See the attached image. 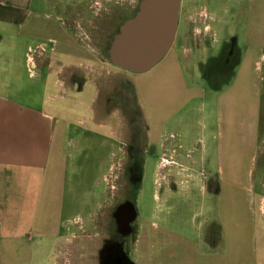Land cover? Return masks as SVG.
Wrapping results in <instances>:
<instances>
[{
  "label": "crops",
  "instance_id": "crops-1",
  "mask_svg": "<svg viewBox=\"0 0 264 264\" xmlns=\"http://www.w3.org/2000/svg\"><path fill=\"white\" fill-rule=\"evenodd\" d=\"M69 1L82 8L86 0ZM194 1L184 0L181 6L173 49L154 68L137 76L140 84L160 80L175 85L190 95L188 102H204L214 94V107L208 116L210 146L206 151L204 141L202 156L204 170L196 169L197 158L190 157L193 150L188 151V163L179 157L176 147L182 146L179 140L184 134L170 132L167 124L171 119L160 111L155 126L162 153L155 165V185L159 188L154 197L161 207L149 214L156 223L131 225L133 234L120 231L119 237L113 211L125 199L124 184L108 194L100 190L104 173L93 176L92 170H86L79 175L75 163L92 146L87 138L82 139L91 128L108 130L109 138L117 135L127 142L122 137L129 127L126 108L110 110L100 98V75L95 72L100 68V54L92 46L98 43L93 30L100 29V13L96 21L88 23L91 28L86 32L85 15L72 23L65 14L57 13L58 5L52 0H0V264H53L58 246H77L82 239L89 242L79 244L73 252L71 260L76 264L125 260V264H264V225H249L243 216L247 202L250 207L256 197L264 212L263 193L255 194V172L264 143V0L237 1L243 11L245 45L237 47L232 76L217 91L203 80V68L198 64L205 54L203 47L192 55L190 40L197 41L203 31L208 34L213 30L211 20L220 18ZM195 10L198 16L204 11L209 29L200 31L201 20H194ZM115 33H103L107 48ZM107 66L101 68L114 69ZM84 70H89L87 77ZM36 80L44 88L41 97L34 89ZM110 84L114 86L113 81ZM89 89V102L80 109V99ZM139 94L145 96L142 91ZM102 146L108 147L109 141L104 138ZM125 154L126 148L118 146V151L109 155L107 170L111 169L114 182L124 183L119 176ZM184 174L193 179L198 176L203 195L207 189L211 193L208 217L199 225L165 221V205L188 183ZM120 194L124 197L118 198ZM245 196L250 199L245 201ZM108 197L110 210L104 225L113 230V238L101 241L100 234H93L98 225L94 217ZM91 200L94 204H89ZM135 216L138 220L136 208ZM130 236L134 237V260L125 248L124 239Z\"/></svg>",
  "mask_w": 264,
  "mask_h": 264
},
{
  "label": "rangeland",
  "instance_id": "rangeland-1",
  "mask_svg": "<svg viewBox=\"0 0 264 264\" xmlns=\"http://www.w3.org/2000/svg\"><path fill=\"white\" fill-rule=\"evenodd\" d=\"M97 1L98 0H86L84 1L83 7H77V9V5L75 3H71L69 0H52L53 3H57L58 5L56 7L57 13L65 14V18H67L72 23H74V20H76L77 18L81 17L82 15H85L84 30L86 32L87 30L89 31V29L91 28V26L89 25H91L92 22L96 21L95 18L100 13L99 19L97 18L100 22V29L94 27L98 30H93L94 39L98 43L93 45L91 44L94 48H96L95 50H97V52L99 51L100 54V63L98 64L100 68L99 70H95V72L100 75V77L98 78V84L101 87L100 98L103 102V105L106 104L107 108H109L110 110H114L115 108H119L120 105L118 103V105H116L115 103L112 107H108V104H110L111 102L113 103L115 100H117L119 97V93L123 94L124 92H126V98L128 99V102L126 104L128 106H121L125 107L126 111L136 117V120L134 122L136 128L142 133L146 134L145 137H147L148 139L147 146L149 149V153L147 154L146 159L150 161L146 164L142 184L138 187V190H136L137 192L135 198V208L137 210L138 220L135 225H150L151 221L155 223L156 221L155 219H149V214L152 213V210L154 208L156 209V207H161V204L156 202L154 197L156 191L159 188L155 185V165L158 156H160V154L162 153L161 146L157 138L160 136V134H157V128L155 126L156 117L159 116L160 111H164L168 118L171 119L167 124L169 131H173L174 133L181 132L184 134V139L179 140L182 146H177L176 151L178 152L179 157H181L183 162L188 163V151L193 150V154H195H192L190 157L197 158V163L199 164L195 167L198 171L203 172L204 166L202 162V156L204 154L205 149L204 141H206L207 151L210 146L209 139L207 136V133L210 129L208 123V116L209 111L214 107V94H209V96H207L206 98V101L204 102L200 99L188 102L190 95L186 94L185 91H183L182 89L176 88L175 85H172L171 83L166 81L162 83V81L160 80H156L153 82L150 81L146 83L143 82L142 84H140L138 78L139 76H137L138 74L123 70L112 64L106 55L107 37L103 33L105 32V30H109L110 34L115 32L117 30L118 25L123 22L124 19L122 18H124L126 14H135L139 6V2L141 0H100L99 2ZM237 1L241 0L194 1V4H196L198 7H209V10L217 12L218 18H220V20H211L210 23L212 26L210 27L213 30H208V34L205 35L203 31V34H198L197 36L198 44L201 41L200 43L203 47L202 50L205 52L203 56L204 58L200 57V60L204 59L203 61H205L210 57L214 59L219 58V60H224L226 56V50L229 47L230 41L232 40L236 41V46L239 49H241L242 46L245 45V40L243 37V35H245V28H243L242 26L243 11L239 8V2ZM96 3L99 4L98 7L96 6ZM203 12V10L199 11L198 16V10H195L196 15L194 16V20H196V22H199V20H201V26H198V28L201 29V32L203 30V27H207V29H209V25L206 24L208 20H205ZM107 17L110 19L109 22L108 20H106L108 19ZM132 17L133 16H131V18ZM84 30L83 32L85 33ZM89 32L86 35L91 36ZM214 32L216 35H214ZM209 35H211L210 38ZM205 36L210 39L206 42L207 46L205 45V42L202 41V38H204ZM36 44H38V42H36ZM187 50H190V48H187ZM38 58L39 57L37 56V59ZM172 59H175V57L171 56V60ZM109 64L110 66L112 65L114 69L108 70L101 68L103 66L108 67L107 65ZM208 64H211L210 66H213L212 60H209ZM219 64L218 66L214 64V66H216V69L221 71L225 70L224 66H222V64L221 66H219ZM205 68L209 69L206 66ZM205 68L203 66V69ZM115 72L122 74L113 75ZM87 74H89V70H84V75H86V77ZM221 74L222 75H220V83H217V87H222L226 80H229V77L227 76L228 74ZM226 76L228 79L226 78ZM111 81L114 82V86L110 84ZM34 89L36 91L37 97H41L44 88L42 85H40L39 80L35 81ZM140 91L145 93L144 97L139 94ZM130 93L132 94L131 96H129ZM91 95L92 89H89V91H86L83 94L82 98L80 99V106L78 105L80 109L84 108L88 104ZM59 98L63 99L64 96H60ZM183 113H186V115H183L182 117ZM145 115H147L148 118H145ZM107 131L108 130H97L95 128H91L89 132L83 131L85 133L82 134V139L87 138L88 142H92V146L88 148L86 152H84L83 156L79 155L77 162L75 163L77 166V170L79 171V175L85 174L86 170H92L93 176H102V174L104 173L102 182L103 184H101L100 190L102 191L103 189H105L108 191L107 193L109 194L110 191H113L112 189L114 187H116L115 189L117 191L121 188V185H123L124 183L118 181V179H116V182H114L113 178L111 177V169L107 170L109 165V155L113 150L118 151V146L122 147V145L116 143L114 140L120 137L116 135L114 139L109 138V136L106 135ZM119 131H121V129H119ZM90 137L91 139H89ZM104 138L109 141V146L105 148L102 146ZM195 139H200V141H197L195 143ZM171 144L175 146V142H172ZM117 166L119 168V165ZM116 172L118 175V171ZM184 176L187 177L188 183L182 186L184 188L179 187V194L174 195V197H172L169 202L165 205V221L172 225H199L203 223L204 220L208 217L207 209L211 193L209 189H207L205 191V195H203V192L200 191L202 182L197 179L198 176H196L195 179H193V177L189 178L187 174H184ZM255 180L257 190L255 194L262 195L263 193L264 200V143L261 147V153L257 163ZM171 189L176 190L177 188L172 187ZM121 197L123 198L124 196L120 194L118 198ZM108 199L109 197L105 198V200L100 203L101 205L99 208H97L94 217V221L96 222V225H98L95 227L93 234H100L99 238H102L100 239L101 241L103 240V238H113V230L106 229L107 226L104 225V221L107 220L108 213L110 210L107 205ZM249 199L250 198L248 196L244 197L245 201ZM79 200L83 201L84 199L82 198ZM82 201L81 205L83 204V206L85 207L87 203L86 201ZM89 204L94 203L91 200ZM248 207L249 205L247 202L244 208L245 210L243 215L246 219V223L249 220V225H264V212L259 209V199L256 197L255 203L251 204L249 208ZM88 209L89 208H85V210ZM248 214L249 217H247ZM132 239H134V237L130 236L125 238L124 240L125 244H127L125 245L126 253L129 254L130 259L134 260L137 255L133 253ZM82 240L84 241H80L81 243L79 244H87L89 242V240L87 239ZM94 241H96V239ZM79 244L77 246H71L67 244H62L58 246L55 252L56 254L53 257V264H76L75 261H72L71 259L74 255L73 252L80 246Z\"/></svg>",
  "mask_w": 264,
  "mask_h": 264
},
{
  "label": "water",
  "instance_id": "water-1",
  "mask_svg": "<svg viewBox=\"0 0 264 264\" xmlns=\"http://www.w3.org/2000/svg\"><path fill=\"white\" fill-rule=\"evenodd\" d=\"M179 8L180 0L140 1L135 16L123 23L110 40L107 55L111 63L135 74H144L154 68L174 43ZM126 208L135 215L133 204L128 203L119 210ZM125 226L124 235H128L132 228Z\"/></svg>",
  "mask_w": 264,
  "mask_h": 264
},
{
  "label": "flooded vegetation",
  "instance_id": "flooded-vegetation-1",
  "mask_svg": "<svg viewBox=\"0 0 264 264\" xmlns=\"http://www.w3.org/2000/svg\"><path fill=\"white\" fill-rule=\"evenodd\" d=\"M142 1V0H141ZM184 0H180V8H179V19H180V14H181V6L183 4ZM138 11V10H137ZM135 12V14L137 13ZM132 14H129L122 18L124 19L123 22L118 25L116 33L119 30V27L125 23L127 20L131 19V16H135ZM128 16V17H127ZM132 17V18H133ZM178 19V23H179ZM178 28V27H177ZM115 33V34H116ZM177 33V30H176ZM113 37V35H112ZM111 37V38H112ZM176 34H175V40L174 43L170 49V51L173 49L175 42H176ZM210 39H205V45L207 46L206 42L209 41ZM201 42V41H200ZM198 41L191 39L190 40V45H191V54L195 55L196 52L199 50L200 46L202 47L201 43ZM227 46V45H226ZM169 51V52H170ZM237 56V46L235 43V40L230 41L229 47L226 50V56L224 60H219V58L214 59L212 57L206 59L205 61L201 60L199 61L200 67L205 68V66L209 69H201L202 75H203V80L208 83V86L212 88V85H217V83H220V75L221 73L228 74L230 72H233L234 69H231L233 64L235 65V59ZM209 60H212L213 66H210L208 64ZM220 63V64H219ZM224 66L223 71L217 70L216 66ZM38 69H42L43 67L38 66ZM214 68V69H213ZM220 71V72H219ZM223 74V75H225ZM213 75V76H212ZM219 77V78H218ZM213 89V88H212ZM214 90V89H213ZM132 94L130 93L129 96ZM121 97V98H120ZM123 99V101H122ZM128 102V99L126 96H122L121 93H119V97L117 100H115L113 103L111 102L109 107H112L115 103L116 105H124L125 107L128 106L126 103ZM118 103V104H117ZM125 113V119L129 123L128 131L126 135H122V137H126L125 139L127 142H122L121 139L117 138L116 143L122 145L124 148H126V158H125V166L123 169V173L119 176V179H124V190L122 191L125 199L121 202H118L117 205L114 208L113 211V218L116 221V231L117 235L120 237V231L126 233V226L125 225H135L137 222V217L133 215V213L130 214V211L126 209L119 210L120 207L131 203L135 207V198H136V190H138V187L141 186L142 181H143V175L145 172L146 164L148 159H146L147 154L149 153V149L147 146V137H145L146 134L142 133L140 130H138L135 126V120L136 117L133 116V114H130L126 109H124ZM121 136V135H120ZM159 158V157H158ZM157 158V159H158ZM117 160V158H115ZM157 161V160H156ZM122 189V188H121ZM134 218L132 221L130 219ZM134 231H132L133 234Z\"/></svg>",
  "mask_w": 264,
  "mask_h": 264
},
{
  "label": "trees",
  "instance_id": "trees-1",
  "mask_svg": "<svg viewBox=\"0 0 264 264\" xmlns=\"http://www.w3.org/2000/svg\"><path fill=\"white\" fill-rule=\"evenodd\" d=\"M229 78L232 76V72H230V73H228V75H227ZM227 76H226V78H227ZM228 79V78H227ZM227 81V80H226ZM212 88L214 89V90H219V88L220 87H217V85H212Z\"/></svg>",
  "mask_w": 264,
  "mask_h": 264
},
{
  "label": "bare ground",
  "instance_id": "bare-ground-1",
  "mask_svg": "<svg viewBox=\"0 0 264 264\" xmlns=\"http://www.w3.org/2000/svg\"><path fill=\"white\" fill-rule=\"evenodd\" d=\"M34 68V67H33Z\"/></svg>",
  "mask_w": 264,
  "mask_h": 264
}]
</instances>
